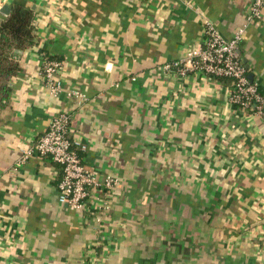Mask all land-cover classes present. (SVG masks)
Instances as JSON below:
<instances>
[{"label": "crops", "instance_id": "crops-1", "mask_svg": "<svg viewBox=\"0 0 264 264\" xmlns=\"http://www.w3.org/2000/svg\"><path fill=\"white\" fill-rule=\"evenodd\" d=\"M14 1L33 9L37 40L18 51L0 126V264H264V120L230 102L231 78L164 68L210 20L227 38L243 30L238 54L264 92V6L251 18L253 0H0V20ZM60 112L83 163L118 179L83 208L59 199L51 155L25 156Z\"/></svg>", "mask_w": 264, "mask_h": 264}, {"label": "built area", "instance_id": "built-area-1", "mask_svg": "<svg viewBox=\"0 0 264 264\" xmlns=\"http://www.w3.org/2000/svg\"><path fill=\"white\" fill-rule=\"evenodd\" d=\"M264 0H253L250 17L260 15ZM243 30L238 29L233 36L225 37L210 20L205 23V36L201 45L191 48L185 57L166 62L164 68L177 70L181 73L187 71H201L210 76L228 77L232 79L229 89L230 102L245 108H252L264 120V92L260 85L252 80L248 68L238 54V45L242 39ZM61 63L58 60L47 58L44 61V72L47 81L57 93L61 88V80L54 79V73ZM71 94L84 97L79 89ZM87 144L69 135V114L60 112L56 114L46 130L36 141L34 147L25 151V156L36 151L48 154L61 165L62 177L59 181V199L69 203L74 208H83L92 188L101 192H109L117 184V177L108 174L104 178L89 169L82 161L80 149H86ZM101 194V193H100ZM98 195L102 209H109L106 199ZM101 220V216H96Z\"/></svg>", "mask_w": 264, "mask_h": 264}, {"label": "trees", "instance_id": "trees-1", "mask_svg": "<svg viewBox=\"0 0 264 264\" xmlns=\"http://www.w3.org/2000/svg\"><path fill=\"white\" fill-rule=\"evenodd\" d=\"M34 17L31 7L14 1L10 11L0 20V126L12 115V78L21 67L18 51L37 40Z\"/></svg>", "mask_w": 264, "mask_h": 264}, {"label": "water", "instance_id": "water-1", "mask_svg": "<svg viewBox=\"0 0 264 264\" xmlns=\"http://www.w3.org/2000/svg\"><path fill=\"white\" fill-rule=\"evenodd\" d=\"M2 10H5L6 12H8V11L10 10L9 5L6 4V5L2 8Z\"/></svg>", "mask_w": 264, "mask_h": 264}]
</instances>
